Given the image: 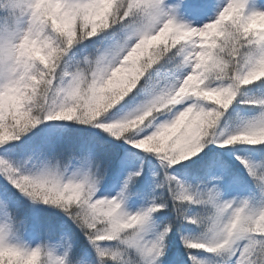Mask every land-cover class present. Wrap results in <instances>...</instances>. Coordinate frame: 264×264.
Instances as JSON below:
<instances>
[{
    "label": "snow or ice",
    "instance_id": "snow-or-ice-1",
    "mask_svg": "<svg viewBox=\"0 0 264 264\" xmlns=\"http://www.w3.org/2000/svg\"><path fill=\"white\" fill-rule=\"evenodd\" d=\"M14 2L20 16L9 24H3L0 21V119L4 120L14 115L16 108L23 99L15 92L20 87L17 80L19 75L18 66L21 64L20 57L24 51V45L20 43L21 39H25L26 42H35L46 53L48 57L47 67L41 65L37 60H31V63L25 60L23 64L25 77L33 90L36 91L39 88V84L31 81V77L35 76L37 81L47 84L49 96L52 97L53 94L58 95L63 91L65 82H76L87 75L81 71L78 65L71 69L68 67L65 58L68 57L72 49L78 44H83L85 40L91 41L93 45H98L93 51L96 53L93 62L96 65L97 72H101L105 59L114 50L112 41L114 39L113 33L116 31V28L112 26L109 28L111 29L110 32L107 29L98 34L90 35L91 29H89L88 32L81 35V21L88 19L87 14L99 8V0H44V4H40L38 0H14ZM244 2L246 3V10L264 11V3H261V0H258V3H253L252 0H244ZM226 3L227 0H117L116 7L119 11L116 19L122 27L128 25L130 20L138 17L147 19L150 24L160 21L161 18H167L179 30H201L205 24L216 19ZM44 9H52L57 13L71 17L75 22V38H70L66 34L55 31L52 18ZM125 12L128 13L126 17L124 16ZM120 17H124V19L121 20ZM192 21H196L200 26H193ZM109 24H111V19ZM151 34L154 35L155 31L153 30ZM101 35L102 39L99 41L92 40L93 37ZM208 35L210 34L201 31L200 36H191L179 42L165 41L160 47L159 55L153 57L151 63L145 61L139 67L138 70L142 74L139 75L131 91L124 95L122 99H119V103L116 102L115 107H111L110 110L103 113L97 110L87 118L80 117L78 120L74 119L73 115L67 114H63L66 115L65 119L48 120H75L84 124H92L94 127H99L115 137L118 134L111 132L110 125L123 119L126 114L146 105L151 96L159 91L161 87L171 85L173 90L180 88L185 78L192 72L193 66L198 64L197 53H200L202 57L209 53L226 57L227 67L217 76H210L204 87L218 88L230 92L235 99L241 86L251 84H242L241 81L245 80L261 65H264V39L250 34L245 38V34L238 32L235 35L228 34L223 38L217 37L215 47H213L212 39L201 38ZM57 38L63 41L62 50L55 47L54 41ZM220 48H224L223 53L219 52ZM124 54H127L126 49ZM176 57H180V59L175 64V68H172L169 62L175 60ZM162 58H165L164 62L157 64ZM199 63L203 65L202 60ZM153 65H157V67L153 68ZM33 66L38 71H32ZM185 66L188 70L179 79H175V73ZM204 66L206 65L198 66L196 68L197 73L202 72ZM89 79H95L96 85L101 90L108 86L103 84L102 80L96 75L89 77ZM213 79L219 82L215 86L210 83ZM260 80L264 81V79ZM127 83L129 82L125 81L126 85ZM78 91L76 89L77 93ZM35 98L33 96L31 99ZM193 98L196 99L193 100ZM212 99H216V97ZM202 101L209 102L195 95H190L183 102L174 106L177 108V112L173 114L172 119L154 124L153 121L156 120L154 115L156 113H154L149 118L151 121L150 126H147L149 122L146 121L142 131L129 133L123 139L130 143L131 141L141 140L143 137H149L150 144L155 149V154L159 156L162 162H165L166 168L180 164L193 156L198 158L191 161L190 166H201L205 157H199L198 154L205 147V143H202L204 139L196 146H194V141L197 139L208 110H214L216 114L215 125L222 115V112L215 108V106H219L218 104L210 102L202 104ZM41 103L47 107L51 100L45 97L41 100ZM241 103L254 104L260 108L259 114L244 121L243 126L245 128L264 126V99H243ZM220 108L225 109L221 106ZM44 121L46 120L41 118L40 123ZM22 136L19 139H12L10 142L0 145V149L7 153L9 148L16 147L11 142L20 140ZM226 138L227 135L225 137L213 134L212 138L206 143H219L221 147L234 145L232 143L224 144L223 141ZM135 148L138 149V147ZM205 156H207V153ZM236 159L244 165L249 176L256 182L261 195L264 196V163H254L240 156H237ZM37 161L36 165L27 167L24 163L13 162L6 155H0V177H3L4 180L7 177L12 182L23 186L26 181L36 182L48 175L52 171L53 161L60 160L56 157L40 155L37 156ZM77 165L76 174L82 177L91 180L92 173L97 176L102 175V173L93 170L94 167L99 168V161L90 150L85 151L79 157ZM190 166L181 165V167ZM203 167L209 176L208 184L203 189L193 190L191 186L185 185L176 176L170 175L166 171L164 183L159 187L166 186L168 199L153 200L147 207L135 212L127 211L124 205L130 195V187L142 174V169L139 168L127 172L122 187L115 196L97 197L95 193L90 200L82 201L72 208L66 207L64 213L81 229L95 253V259L93 260L87 251H81L79 258L75 262L70 259V262L72 264H99L101 260L108 261L109 259L119 262L125 252H130L138 257L141 264H189V261H191V264H211L210 261L198 259L192 254L191 250L206 249L209 253L232 252L235 246L237 251L233 264H240L242 251L247 252V249L244 248L245 243L225 246L221 241L202 239L195 241L196 245L201 246H195L193 237L182 234L181 240L185 245V249L181 250L179 256H176L172 253L168 243L169 234L173 231L175 221L166 223L162 228L153 231L155 214L166 209L169 206V200L173 210L177 212L176 219L197 226L202 225L204 232L206 225L211 223V217L187 215L181 210L185 203L203 205L210 212L215 209L217 213L222 212L228 205H231L229 211L253 207L247 198L240 200L223 198L216 183L225 176L222 166L218 167L215 161H209ZM261 205H264V203ZM100 208L105 210L102 214L98 211ZM8 209L9 201L7 197L0 194V215L4 216V221L0 223V230L11 229L13 226V219L9 216ZM256 215L264 216V207H260ZM70 239V233H65L60 237V246L69 256L72 253ZM241 241H246V243L250 241V247L253 250L257 245L264 249V234L254 232L246 240Z\"/></svg>",
    "mask_w": 264,
    "mask_h": 264
},
{
    "label": "clouds",
    "instance_id": "clouds-1",
    "mask_svg": "<svg viewBox=\"0 0 264 264\" xmlns=\"http://www.w3.org/2000/svg\"><path fill=\"white\" fill-rule=\"evenodd\" d=\"M38 2L44 4V0H38ZM252 2L258 3V0H252ZM116 5L117 0H99V8L88 13V19L81 21V35L88 32L89 29H91L89 34L95 35L117 25L116 17L119 10ZM44 11L51 16L55 31L75 38V22L71 17L57 13L52 9H44ZM127 15L128 13L125 12L124 16ZM19 16L20 13L16 10L14 0H0V21L3 24H9ZM110 19L111 24H109ZM120 19L123 20L124 17H120ZM153 30L155 31L154 35L151 34ZM201 31L210 34L201 38L212 39L213 47H215L217 37L223 38L228 34L235 35L238 32L245 34V38L250 34L264 39V11L246 10L244 0H227L214 21L205 24L201 30L190 31L177 29L167 18H161L160 21L152 24L143 17L130 20L128 25L122 27L120 25L113 33L114 50L105 59L101 72H97L93 62L96 53L93 51L84 52L82 58L77 60L71 68L78 65L81 71L87 75L76 82H65L63 91L58 95L53 94L52 97L49 96L47 84L40 83L35 76L31 77V81L39 84V88L36 91L33 90L25 77L23 64L25 60L28 63H31V60H37L41 65L47 67L46 53L35 42H26L25 39H21L20 43L24 45V51L20 57L21 64L18 66L17 80L20 87L15 92L23 99L12 117L7 120L0 119V145L27 134L41 122V118L43 120L65 119L66 115L63 114H67L73 115V118L78 120L80 117L87 118L97 110L101 113L110 110L119 99L131 91L139 75L142 74L138 70L139 67L145 61L151 63L152 58L159 55L160 47L165 41L179 42L191 36H200ZM54 43L57 49L62 50V39L57 38ZM125 49L127 50L126 55L124 54ZM219 52L223 53L224 48H220ZM197 59L198 64L193 66L192 72L185 78L180 88L173 90L171 85L161 87L151 96L146 105L126 114L123 119L110 125L111 132L118 134L115 138L121 139L129 133L142 131L146 121L149 122L147 126L151 125L149 118L154 113H161L165 109L170 110L171 107L183 102L190 95L208 100L210 103H216L226 109L234 96L230 92L218 88L204 87L210 76H217L227 67L226 57L212 53L202 57L200 53H197ZM201 60L206 66L203 67L202 72L197 73L196 68L203 66L199 63ZM32 71L35 72L38 69L33 66ZM93 75H96L103 84L108 86L101 90L96 85L95 79H89ZM260 79H264V65L253 71L241 83H252ZM125 81L129 83L126 85ZM76 89L79 90L78 93ZM33 96L36 98L31 99ZM45 97L51 100L47 107L41 103ZM213 97L216 99H212ZM215 122L216 114L214 110L210 109L197 139L194 141V146L199 145V142L209 135V130L215 126ZM130 143L144 152L155 154L149 137H143L141 140ZM223 143L264 144V126L245 128L241 123L227 134ZM71 167L70 162L64 164L61 161H53L52 171L48 175L36 182L26 181L23 186L12 182L7 177L5 179L32 203H44L64 212L66 207L72 208L82 201L90 200L99 190L102 180V177L95 173H92L91 180L82 177L76 174V169L70 171ZM260 207H264V205L233 211H229L231 205H228L219 213L213 209L207 215L211 217V223L206 225L205 232L201 237L194 238V245L201 246L195 244L196 240L209 239L221 241L225 246H230L238 241L246 240L254 232L264 234V216L256 215ZM98 211L102 214L105 210L100 208ZM12 225L11 229L0 230V264H72L69 254L64 250L61 251L57 245L48 240L32 243L24 239V221L12 220ZM244 248L247 249V252L242 251L240 264H264V249L257 245L253 250L250 247V241L245 243ZM121 261H123V257ZM99 264H107V261L101 260ZM124 264H141V262L129 258L128 261H124Z\"/></svg>",
    "mask_w": 264,
    "mask_h": 264
},
{
    "label": "rangeland",
    "instance_id": "rangeland-1",
    "mask_svg": "<svg viewBox=\"0 0 264 264\" xmlns=\"http://www.w3.org/2000/svg\"><path fill=\"white\" fill-rule=\"evenodd\" d=\"M261 3H264V0H261ZM187 19V18H186ZM193 26H200L199 23L196 21H192ZM179 61V58L176 57L175 60L170 61V66L172 68H175V64ZM76 62H73V64L68 65V67L71 69L72 66H74ZM161 61H158L157 64H160ZM157 67V65H153V68ZM186 67L183 69H180L175 74H178V79L187 71ZM215 80V79H214ZM163 82V81H162ZM196 98H193L195 100ZM119 103V102H118ZM209 102L203 101V104H207ZM115 107V105H114ZM253 109H260L256 105H252ZM169 111V109L163 110L161 113L166 114ZM177 112V108L175 109V113ZM160 113V114H161ZM157 114V113H156ZM155 115V114H154ZM251 119V117L248 115H245L244 120ZM220 118L218 119V121ZM217 121V122H218ZM233 123L238 122L242 123L240 118L238 117V114L235 113L233 119L231 120ZM154 123V122H153ZM217 124V123H216ZM216 125L209 130V133L212 134L214 131H216ZM222 132H228V127H223L220 129ZM219 133L220 136H225L223 133ZM205 139V147L201 153L198 154L199 157H205V160L203 161L202 165L207 164L209 161H214V159L218 157H222L223 155L231 154L232 152L229 151V149H234L241 146V150L239 151V156H244L245 150L249 149L251 151H255V154L250 156L249 158L252 159L250 161L254 163H264V144H258V145H250V144H234L231 145L230 148L228 146L221 147L220 144L217 143H206L209 139H211L209 136L204 138ZM13 145L17 146V143L20 144L21 150L15 147L9 148L8 152L5 153L2 149H0V155H6L7 157L11 158L13 162H21L24 163L27 167H32L38 163L37 156L43 155L48 157H56L58 158L62 163L68 164L71 161H75L76 165H74V168L72 170H75L77 165V161L79 157L85 152V151H91L95 154V156L98 158L99 161V168H93L94 171L101 172V170H104V165L107 157H115L116 155V146L117 144L125 145V146H132L135 148L131 143L126 142L123 138L117 139L114 136H112L110 133L104 131L103 129L99 127H94L92 124H84L81 122H77L75 120L73 121H51L46 120L43 123H39L36 127L32 128L30 131L27 132V134L23 135L20 140H15L11 142ZM139 153H144L142 150L135 148ZM130 150V149H127ZM226 150V151H225ZM225 151V152H224ZM207 153V156L205 154ZM148 154V153H146ZM154 154V153H152ZM124 157H127L124 155ZM237 156H234V162L235 167L234 169L237 171V173L242 172L243 174L233 179L224 191L226 180L229 178L222 177L221 180L217 181L222 196L224 199H245L248 198V196H251L252 191L260 192L259 188L257 187L256 183H253L251 180H253L247 170L245 169L244 165L240 163L239 160L236 159ZM198 157L193 156L189 160L182 161L180 164L171 166V175H174L176 177L181 176L183 180L185 181L186 177L183 175L185 174V170L192 171V175L197 176L199 172H201V166H190L191 161L196 160ZM244 158V157H243ZM248 157H245V159ZM123 161V160H122ZM127 161H123V164L126 165ZM165 163V162H164ZM181 165L190 166V167H181ZM116 166H118L116 164ZM132 166V164L130 165ZM147 166V165H146ZM217 166H222L224 169V164L218 162ZM143 168V167H142ZM170 168V167H169ZM166 171V169H165ZM152 171H149V174H151ZM164 176L165 173L161 172ZM127 174V173H126ZM107 179H111V177H108ZM191 180V179H190ZM182 181V182H184ZM209 181V176L207 180H200V183H202V186L207 185L205 182ZM254 181V180H253ZM147 183H151L152 186L155 184V180L149 181ZM105 184L104 178L101 180V185ZM242 184H248V190L245 192L242 189ZM185 185L191 186V188L194 190V183L186 182ZM197 188L203 189L204 187L195 186ZM164 190H166V186L164 187ZM15 188L12 187L11 184H9L6 180L3 179V177H0V194L7 197L9 201V209L8 214L14 221H24L25 222V229H24V239L36 243L38 241H41V239L45 236V238L51 243L57 245L61 251H63V247L60 246V237L66 233L64 230L67 226L60 227V223L57 221V219H54L55 222H57L58 226L55 225V222H51V211L48 207H53L44 203H32L29 199L25 198L24 196H19L14 194ZM140 194V193H139ZM154 197V200H157L158 196H152ZM250 203L252 206H256L258 204L264 203V198L262 196H253L250 200ZM195 206L196 204H188L185 203L183 205V209H185V213L187 215H191V211L193 209H187L189 206ZM259 205V206H260ZM200 208H206L205 210L209 212L208 208L203 205H197ZM125 209L126 206L124 205ZM131 207L133 205L131 204ZM258 207V206H256ZM41 209L44 210L45 214L42 213ZM130 212V211H129ZM131 212H135V210H132ZM55 216V213H53ZM50 216V217H49ZM46 217V219H45ZM4 220V216L0 215V222ZM46 220L48 222H46ZM155 227L153 231L158 230L159 226L156 220L154 221ZM203 228V227H202ZM202 228H191V232L189 233L192 237H201L202 234ZM186 235V234H185ZM259 235V234H257ZM40 236H43L40 238ZM76 237H73L70 239V243L72 244V252L76 250L74 244L76 243ZM243 243H246V241H238L236 244L241 245ZM177 246L179 248H182L181 242L179 241L177 243ZM185 249V248H184ZM183 249V250H184ZM201 249H193L191 250L192 254L193 252H198V255H200ZM206 250V249H205ZM237 249L233 248L232 252L228 251H222L218 253H210L209 257L211 255L216 256V260L211 261L208 259L207 261H210L211 264H226L227 260L234 259L235 253ZM194 255V254H193ZM129 258L131 260L135 261L138 260V257H136L133 253L125 252L123 256V261H113L109 259L107 263H115V264H124V261H128Z\"/></svg>",
    "mask_w": 264,
    "mask_h": 264
},
{
    "label": "trees",
    "instance_id": "trees-1",
    "mask_svg": "<svg viewBox=\"0 0 264 264\" xmlns=\"http://www.w3.org/2000/svg\"><path fill=\"white\" fill-rule=\"evenodd\" d=\"M116 29H118L120 27L119 24L114 26ZM107 31H111V29L107 30ZM100 39H102V35L101 36H97V37H93L92 40L94 41H99ZM98 45H93V43L89 40H85L83 42V44H78L76 45L72 51L68 54V56L71 53L74 54H81L80 52L85 50L86 52H92L93 48H95ZM167 55V54H166ZM180 59V57H178ZM67 60V65L73 63V60H70L69 57L65 58ZM165 58L161 59V63L164 62ZM214 80V79H213ZM210 81V83H212V81ZM216 81V80H215ZM217 84L219 83L218 81H216ZM215 84V85H217ZM243 99H250V100H259V99H264V81L258 80V81H254L249 85L246 86H241V89L237 95V97L234 99L233 103L229 106L228 109H221L220 106H215L216 110H219L222 112V115L220 117V120L217 122L216 124V131H214L213 134L218 135L219 133H221L222 131L220 129H222L223 127H228L229 131L228 132H222L225 137L226 135L231 132L233 129H235L236 127H238L241 123L235 122L233 123L231 120L233 119L235 113L238 114V117L240 118V120L242 121V123L245 121V115L246 116H250L251 119L253 117H255L256 115L259 114L260 109H253L252 105L254 104H245V103H241V100ZM203 104V101L201 102ZM156 119L158 117H162V122L163 123L166 119L163 118L162 113H157L155 114ZM213 134L210 132L209 133V137L212 138ZM206 138V137H205ZM205 142L202 141V143ZM215 144V143H214ZM219 144V143H217ZM241 146L239 145L238 147L234 148V149H229V151H231V154H227L226 156L223 155L222 157V161L224 162L225 166L227 167V169L229 170V174H243L242 172L237 173V171L234 169L235 167V162L233 157L234 156H239V151L241 150ZM231 145L228 146V148H230ZM15 148H18L19 150H21V146L19 143H17V146ZM226 151V150H225ZM224 151V152H225ZM151 153H148V155L150 156ZM255 151H251L249 149L245 150L244 156H240V157H248L246 158L247 160H252L249 157L254 155ZM149 158V157H147ZM159 160V156L158 155H152V161H158ZM161 161V160H159ZM264 161V160H263ZM186 162V160H185ZM155 163L153 162L151 164L150 167H145L142 169V174L140 177H138L135 181V183L131 186L135 187L133 190L130 188V195H134V192H138L140 194H152V195H156L158 196L157 200L164 198V199H168V194L167 191L164 190V187H159V185L164 183V177L161 174L162 171V165L159 163L156 165L157 168H155ZM156 172V178L153 177L151 178L149 181L155 180V184L154 186L150 184L151 183H147L149 181H145L146 175H149V171ZM151 173V174H152ZM199 177L201 180H207L208 179V175L206 174V171L204 169V167H201V172H199ZM178 179H180L181 181H184L183 178H181V176L177 177ZM253 183H256L255 181L251 180ZM183 183L186 184V182L184 181ZM206 184H208V182H205ZM101 183L100 186L101 187ZM199 187H203L202 184H200ZM197 189V187L194 186V190ZM15 195L20 196V193L15 189L14 191ZM22 196V195H21ZM151 196V195H149ZM151 202H147L145 207H147ZM51 211V217L50 219L52 221L55 222L54 219H57V221L60 223V227H64L67 226L65 229L67 230L66 233H70L71 234V238L76 237V243L74 244L75 248L77 249V246L79 245V240L81 242V244L85 241L83 240L79 235L81 236H85L84 233L81 231V229L79 227H77V225L70 219V217H68L63 211H61L60 209L56 208V207H48ZM187 209H193V211H191V215L190 216H198V217H207V215L209 214V212H207L205 209L206 208H200L199 206L195 205V206H189ZM182 211L185 212V209H181ZM53 213H55V216L53 215ZM46 215V214H45ZM177 217V212L175 210H173L172 206H171V201L169 200V206L164 209L162 212L156 213L154 216V221L156 220V222L158 223V225H160V228L163 227L164 224L175 221L174 223V228L173 231L169 234V247L172 251V253L176 256H179L181 254V250H183L185 248L184 243L181 240V235H185L192 237L189 233L191 232V228H202L203 226H197L195 224H191L189 222L183 221V220H178L176 219ZM46 219V217H45ZM46 222H48L46 220ZM56 226H58L57 222H56ZM203 234H204V227L202 228ZM79 238V240H78ZM193 238H197V237H193ZM49 241V240H48ZM181 242V247L179 248L177 246L178 242ZM50 242V241H49ZM115 246V245H113ZM89 247L91 249V251H93V257H95V253L94 250L92 249L91 245L89 244ZM78 250V249H77ZM201 255H210V253L205 250V249H201L200 251ZM78 252L75 250V254H77ZM70 259L72 260V258L70 257ZM208 259H210L211 261L216 260V256L215 255H211ZM76 259H73L72 261L75 262ZM115 264V263H112ZM189 264H191V261H189Z\"/></svg>",
    "mask_w": 264,
    "mask_h": 264
}]
</instances>
